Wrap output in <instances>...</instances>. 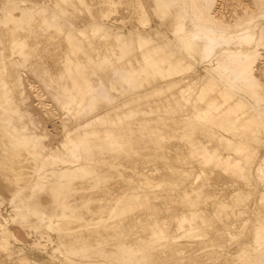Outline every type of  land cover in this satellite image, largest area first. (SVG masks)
Returning a JSON list of instances; mask_svg holds the SVG:
<instances>
[{"label": "bare ground", "instance_id": "6f19581e", "mask_svg": "<svg viewBox=\"0 0 264 264\" xmlns=\"http://www.w3.org/2000/svg\"><path fill=\"white\" fill-rule=\"evenodd\" d=\"M0 253L264 264V0H0Z\"/></svg>", "mask_w": 264, "mask_h": 264}, {"label": "rangeland", "instance_id": "374dc122", "mask_svg": "<svg viewBox=\"0 0 264 264\" xmlns=\"http://www.w3.org/2000/svg\"><path fill=\"white\" fill-rule=\"evenodd\" d=\"M4 206V205H3ZM3 209V207H2ZM16 256L15 255H5L4 253H0V264H16ZM37 263V262H35ZM33 261L30 264H35ZM39 264V263H37Z\"/></svg>", "mask_w": 264, "mask_h": 264}]
</instances>
